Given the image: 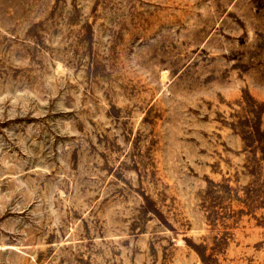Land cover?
Returning <instances> with one entry per match:
<instances>
[{
    "label": "rangeland",
    "instance_id": "374dc122",
    "mask_svg": "<svg viewBox=\"0 0 264 264\" xmlns=\"http://www.w3.org/2000/svg\"><path fill=\"white\" fill-rule=\"evenodd\" d=\"M0 264H264V0H0Z\"/></svg>",
    "mask_w": 264,
    "mask_h": 264
}]
</instances>
